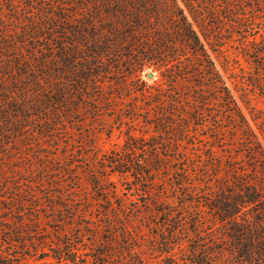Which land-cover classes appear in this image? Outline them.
Listing matches in <instances>:
<instances>
[{
  "label": "rangeland",
  "instance_id": "374dc122",
  "mask_svg": "<svg viewBox=\"0 0 264 264\" xmlns=\"http://www.w3.org/2000/svg\"><path fill=\"white\" fill-rule=\"evenodd\" d=\"M221 5L208 23L223 38L217 88L152 69L141 75L147 86L106 79L90 103L19 126L0 146V225L21 220L15 239L31 254L61 245L77 264H187L195 240L225 247L206 199L244 172L264 186V0H236L241 19ZM127 157L149 162V178L114 170ZM232 258L220 262L249 264Z\"/></svg>",
  "mask_w": 264,
  "mask_h": 264
},
{
  "label": "trees",
  "instance_id": "16d2710c",
  "mask_svg": "<svg viewBox=\"0 0 264 264\" xmlns=\"http://www.w3.org/2000/svg\"><path fill=\"white\" fill-rule=\"evenodd\" d=\"M3 2L6 7L0 8L10 15L0 11V146L4 149L21 131L17 127L57 121L63 109H77L94 100L106 79L127 89L133 76L147 86L141 75L152 69L172 81L199 77L203 84L207 80L217 88L221 77L215 66L222 46L217 42L223 38L210 31L209 19L220 18L219 4L229 16L241 19L232 10L236 0ZM260 88L264 92V84ZM112 164L121 173L149 178L150 171L143 168L149 162L135 164L127 157ZM246 174H238L237 183L219 182L215 195L205 201L222 230L220 241L225 247L195 240L187 264H221L226 252L238 261L264 264V186L241 178ZM14 222L0 225V264H77L72 248L61 245L51 248L52 253L35 249L31 254L25 247L27 239H15L24 236L16 230L24 223Z\"/></svg>",
  "mask_w": 264,
  "mask_h": 264
},
{
  "label": "water",
  "instance_id": "95a60500",
  "mask_svg": "<svg viewBox=\"0 0 264 264\" xmlns=\"http://www.w3.org/2000/svg\"><path fill=\"white\" fill-rule=\"evenodd\" d=\"M148 76H149V77H152V74H151V73H149V74H148Z\"/></svg>",
  "mask_w": 264,
  "mask_h": 264
}]
</instances>
